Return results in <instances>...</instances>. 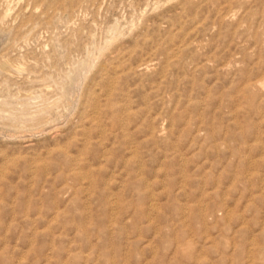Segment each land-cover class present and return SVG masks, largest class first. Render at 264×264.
<instances>
[{"label":"rangeland","instance_id":"obj_1","mask_svg":"<svg viewBox=\"0 0 264 264\" xmlns=\"http://www.w3.org/2000/svg\"><path fill=\"white\" fill-rule=\"evenodd\" d=\"M0 264H264V0H0Z\"/></svg>","mask_w":264,"mask_h":264},{"label":"bare ground","instance_id":"obj_2","mask_svg":"<svg viewBox=\"0 0 264 264\" xmlns=\"http://www.w3.org/2000/svg\"><path fill=\"white\" fill-rule=\"evenodd\" d=\"M34 112V111H33ZM29 122V121H28Z\"/></svg>","mask_w":264,"mask_h":264}]
</instances>
